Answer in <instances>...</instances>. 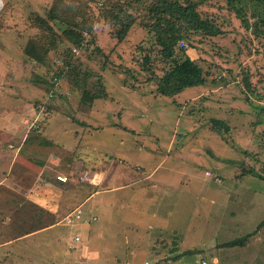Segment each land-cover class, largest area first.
Listing matches in <instances>:
<instances>
[{
    "label": "rangeland",
    "instance_id": "1",
    "mask_svg": "<svg viewBox=\"0 0 264 264\" xmlns=\"http://www.w3.org/2000/svg\"><path fill=\"white\" fill-rule=\"evenodd\" d=\"M99 1L0 0V112L9 106L14 129L5 141L53 142L51 159V151L39 153L49 160L45 178L25 177L39 180L44 205L53 204L51 223L43 220L53 228L40 230L37 208L19 195L1 194L0 264H91L96 251L109 264H264V30L256 37L226 0H206L199 13L224 34H194L179 47L208 81L169 98L157 94V76L144 65L147 30L137 21L119 42L99 17ZM51 12L63 40L62 20L93 29L83 30L86 42L106 52L86 45L73 61L93 73L90 93L106 98L90 104L68 78L53 85L68 41L43 64L25 55L41 34L33 20ZM150 54L158 70L159 48ZM53 89L48 112H39ZM12 161L0 158V168ZM60 176L68 182L59 184ZM79 209L89 220L69 223ZM30 229L40 231L27 237Z\"/></svg>",
    "mask_w": 264,
    "mask_h": 264
},
{
    "label": "trees",
    "instance_id": "2",
    "mask_svg": "<svg viewBox=\"0 0 264 264\" xmlns=\"http://www.w3.org/2000/svg\"><path fill=\"white\" fill-rule=\"evenodd\" d=\"M205 1L102 0L99 1V17L112 27V36L119 42H123L137 21H140V26L148 32L149 46L152 45V49L143 58L146 70L155 73L157 76L155 84L157 94L171 98L185 92L187 89L204 86L208 81L209 73L204 71L197 60L189 57L186 47H179L182 41L189 40L194 34L209 38L224 34L223 30L217 27L210 18H203L199 13L198 7L204 4ZM226 1L228 6L235 11L242 27L248 32L250 30L256 37H260L262 30H264V0ZM246 11L250 13L251 17H246ZM248 18L253 20L252 24ZM54 20V12L49 13L47 18L39 16L33 20L32 26L34 28L36 25L39 26L38 29L41 34L39 37L30 40L25 48V55L31 58L33 62L43 64L50 52L57 51L59 44L68 41L72 47L63 56L64 66L53 75V85L57 87L60 80L68 78L73 88L82 91V96L84 95V99L89 100L90 104H93L95 100L106 98L105 91L103 94L100 92L90 93L88 87L93 73L84 72L82 70L83 64L76 60L73 61L78 50H89L86 49V45H90L89 47L93 49L95 47L92 53L101 52L104 54L105 49L100 45L87 43L83 35L85 34L84 29L82 30L79 23L61 19L62 22L68 24L63 30V40L60 34L53 30L51 22H54ZM92 30L89 27L87 31H84L91 33ZM156 48H159V59L160 62H163V66L158 68L162 73L158 75L156 73L158 71L156 70V61L154 62L151 59L150 54L154 53ZM70 73H73L76 79ZM97 84H100V79H98ZM213 123L225 124L223 121L218 120H214ZM262 227H264V222L259 225V228ZM247 240L248 237L233 241L228 244V247L244 245V241Z\"/></svg>",
    "mask_w": 264,
    "mask_h": 264
},
{
    "label": "crops",
    "instance_id": "3",
    "mask_svg": "<svg viewBox=\"0 0 264 264\" xmlns=\"http://www.w3.org/2000/svg\"><path fill=\"white\" fill-rule=\"evenodd\" d=\"M8 108L9 106L6 107L4 110L6 112H9ZM6 112H0V134L5 135L4 138L0 137V158L3 159L6 156L13 157V161L11 164L7 166L5 165L2 168H0L1 169L0 170V198H1V194L2 195L4 194L5 196L19 195V200L21 203L28 202L34 208H37L35 212L38 218V222H35L34 219L32 218L33 222L37 223L40 227H43V229H40L43 232L49 231L50 229L53 228V226L45 222L50 221L49 217L52 218V215H53L52 205L53 204L51 205L50 203V204L44 205V201L47 202V199L41 196V192L43 191V188H42V184L39 183V180L35 183H31L35 180L33 181L31 180L29 182H27L26 180V182L30 185L31 188L37 190V192L36 190H32V192L27 196L26 191L29 185L25 182V177L27 175V177L29 176V178L36 177V176L39 179L42 177L45 178L46 176L44 175L45 169L46 167H48L49 160H47V163H45L46 161H41V156L39 155V153L45 152L47 150L48 152L51 151V153L48 154V156L51 159L53 157L52 156L53 142L51 141V139H48L49 141L42 140V139H34L29 142L27 141L17 142L16 141L15 144L7 143L5 141L6 138L7 136H10L13 134L12 131L14 129L11 123L12 119H10V116ZM16 162L20 163L21 166L23 167H18L14 169ZM2 165L3 164L0 163V166ZM60 182H63V181H60ZM60 182L59 184H61ZM48 183L53 187V183L51 182V180ZM63 183H66V182H63ZM44 218H45V222H43ZM40 230L37 229L35 231H40ZM35 231H32L30 229L27 232V234L24 233V235L26 236L33 235V232L35 233ZM90 254L92 255L91 259L94 260L93 263L91 264H109L106 262L107 256H105L106 261H104L103 259L99 258V253L97 251L95 253L91 252ZM84 264H88V263L84 262Z\"/></svg>",
    "mask_w": 264,
    "mask_h": 264
},
{
    "label": "built area",
    "instance_id": "4",
    "mask_svg": "<svg viewBox=\"0 0 264 264\" xmlns=\"http://www.w3.org/2000/svg\"><path fill=\"white\" fill-rule=\"evenodd\" d=\"M76 51V50H75ZM55 98V90H53L50 94H49V97L47 99V101H44L43 104H42V108L43 110H41L40 108V111L39 112H43V113H47L48 112V106H49V101H51L52 99ZM37 122V121H36ZM36 123H33L32 126H35ZM60 181H63V182H67L68 181V178L66 176H60L59 177ZM68 217V221L69 223H72V221H75L74 223L77 222V220L79 219H82V221H85V220H89L88 217H87V213H84L83 214V211L81 209L79 210H76L74 211L73 213H69V215L67 216ZM96 221L97 220V217H94L93 219H90V221ZM86 222V221H85ZM87 223H90V222H87ZM86 224V223H85ZM75 243H79L81 241V237L80 236H75L74 237V240H73ZM202 264H208L206 261H203Z\"/></svg>",
    "mask_w": 264,
    "mask_h": 264
},
{
    "label": "clouds",
    "instance_id": "5",
    "mask_svg": "<svg viewBox=\"0 0 264 264\" xmlns=\"http://www.w3.org/2000/svg\"><path fill=\"white\" fill-rule=\"evenodd\" d=\"M67 182H68V181H67ZM67 182H66V183H67Z\"/></svg>",
    "mask_w": 264,
    "mask_h": 264
}]
</instances>
